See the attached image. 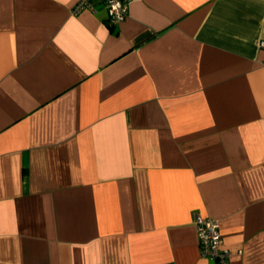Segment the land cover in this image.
Returning a JSON list of instances; mask_svg holds the SVG:
<instances>
[{"label": "crops", "instance_id": "0c3cea01", "mask_svg": "<svg viewBox=\"0 0 264 264\" xmlns=\"http://www.w3.org/2000/svg\"><path fill=\"white\" fill-rule=\"evenodd\" d=\"M0 0V264H264V0Z\"/></svg>", "mask_w": 264, "mask_h": 264}, {"label": "built area", "instance_id": "2783aa9c", "mask_svg": "<svg viewBox=\"0 0 264 264\" xmlns=\"http://www.w3.org/2000/svg\"><path fill=\"white\" fill-rule=\"evenodd\" d=\"M139 0H79L72 13L79 15L85 11H94L97 4H102L108 13V25L115 27L123 23L130 13L131 5ZM264 48V42L259 44ZM194 223L200 243L203 259L227 264L230 252L223 249V238L218 221L194 215Z\"/></svg>", "mask_w": 264, "mask_h": 264}]
</instances>
